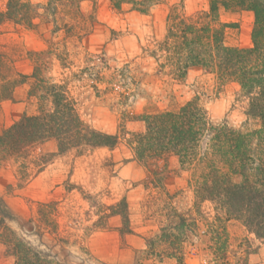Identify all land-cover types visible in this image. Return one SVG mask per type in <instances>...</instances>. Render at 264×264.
<instances>
[{"label":"rangeland","instance_id":"374dc122","mask_svg":"<svg viewBox=\"0 0 264 264\" xmlns=\"http://www.w3.org/2000/svg\"><path fill=\"white\" fill-rule=\"evenodd\" d=\"M30 1L40 6L47 2ZM5 4L6 0H0L1 10L6 8ZM173 6L193 15L208 9L209 0H162L152 7L150 14L128 6L119 11L109 0L96 3L86 0L81 7L85 13H93L96 22L91 32L81 38L67 37L63 28L54 32V25L41 19L33 29L9 21L0 23V50L14 60L19 72L33 71L30 52L52 49L53 45L63 61L70 63L63 67L56 55L47 57L49 74L67 84L85 121L118 136L113 147H96L82 153L72 150L55 156L36 176L35 170H31L30 181L23 186L19 185L16 166L8 163L0 168V199L9 214L5 222L36 250L67 264H176L172 256L159 255L170 244L162 235L170 232L169 228H163L168 227L171 215H192L200 227L206 223L201 212L210 221L214 218L216 210L212 202L197 204L192 186L195 167L183 168L176 155L144 163L131 146L133 134L146 130L145 121L130 118L131 114L175 107L195 97L214 122L243 130L262 128L259 117L246 113L250 98L243 95L239 84L222 85L200 67H190L184 80L163 72L161 61L151 52L166 34L167 15ZM219 17L222 22L238 25L227 29L229 44L253 45L252 11L232 12L222 8ZM89 56L97 57V66H92ZM126 64L130 65V72L124 71L126 77L118 78L122 80L117 81L115 93L97 95L92 86L94 73L101 70L107 77L120 73ZM107 85L105 81L100 88L105 90ZM26 92L27 86L22 85L16 90L15 101L0 103V132L25 112L36 111V104L28 101ZM120 92L129 95L125 104L116 103L117 99L121 101ZM41 150L56 152L57 145L48 141L36 152ZM155 170H163L160 181L155 180ZM43 202L56 203L55 210L46 206L47 211H53L50 217L44 218L39 213ZM125 208L130 215L124 218ZM230 232L232 247L242 256L240 264H264V239L257 238L238 222L230 223ZM188 234L186 262L207 264L201 250L202 238ZM58 236L65 242L58 241ZM152 248L158 254L151 253ZM0 264H15V257L6 251L1 240Z\"/></svg>","mask_w":264,"mask_h":264},{"label":"trees","instance_id":"16d2710c","mask_svg":"<svg viewBox=\"0 0 264 264\" xmlns=\"http://www.w3.org/2000/svg\"><path fill=\"white\" fill-rule=\"evenodd\" d=\"M84 1L47 0L40 6L30 0H6V8L0 9V23L9 21L33 29L39 26L41 19L52 23L54 32L63 28L67 37L81 38L91 32L96 22L93 13L83 11L81 4ZM89 1L96 3L98 0ZM109 1L119 11L128 6L142 14H150L152 7L162 2ZM222 8L254 13L252 46L239 47L227 42V29L238 25L220 20ZM50 47L52 49L30 52L34 63L30 74L19 72L14 60L0 50V103L15 101L16 90L26 85V98L37 106L34 113L25 112L0 132V168L8 163L16 166L20 186L30 181L31 170H35L36 176L57 155L72 150L82 153L96 147H113L118 143L117 135L96 129L85 121L67 84L49 74L47 57L56 55L62 60L63 67L70 63L66 64L56 53L57 48ZM151 55L161 61L159 65L164 73L177 80H184L190 67H200L205 73L213 74L222 85L239 84L243 95L250 98L246 113L262 120L259 130H243L225 122H214L196 97L175 107L146 109L141 115H129L130 118L140 117L146 123V130L133 134L131 140L136 157L147 163L151 159L176 155L183 168L195 167L192 186L197 204L208 200L216 210L211 221L201 212L206 222L202 227L192 215H171L168 227L163 228H169L170 232L162 235L170 244L159 255L165 253L172 256L176 264H188L186 249L190 244L188 232H191L202 238L201 250L207 264H240L242 256H238L232 247L234 240L230 223L238 222L255 233L257 238L264 239V0H209L208 9L193 15L173 6L167 15L166 34ZM96 60L97 57L89 56L93 67L98 65ZM129 64L120 73L114 72L107 77L101 70L92 74V86L97 95L114 94L116 84L122 80L118 78L126 77L124 71L130 72ZM105 81L108 85L102 90L100 85ZM119 97L121 101L117 99L116 103L125 104L129 95L120 92ZM48 141H55L56 152H36ZM162 171H153L156 181L163 178ZM46 206L55 210L56 203L40 204L39 213L44 218L53 213L47 211ZM0 214V240L6 251L15 257V264H67L19 238L5 222L9 214L2 199ZM122 215L129 217L128 208L122 211ZM64 240L58 236V241L64 243ZM160 240L162 243V237ZM151 253L158 254L154 248Z\"/></svg>","mask_w":264,"mask_h":264}]
</instances>
